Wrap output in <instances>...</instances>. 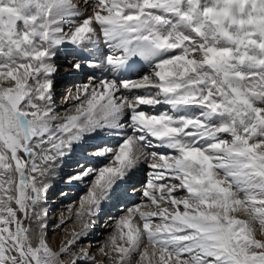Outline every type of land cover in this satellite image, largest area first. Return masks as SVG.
<instances>
[{
    "label": "snow or ice",
    "instance_id": "6c2138e0",
    "mask_svg": "<svg viewBox=\"0 0 264 264\" xmlns=\"http://www.w3.org/2000/svg\"><path fill=\"white\" fill-rule=\"evenodd\" d=\"M82 3L0 0V264H101L72 249L141 162L147 203L99 249L111 264H264V0ZM69 45V75L110 76L76 86L61 116L52 77ZM125 129L115 147L92 143ZM58 165L69 185L93 180L81 230L55 251L38 209Z\"/></svg>",
    "mask_w": 264,
    "mask_h": 264
},
{
    "label": "bare ground",
    "instance_id": "6f19581e",
    "mask_svg": "<svg viewBox=\"0 0 264 264\" xmlns=\"http://www.w3.org/2000/svg\"><path fill=\"white\" fill-rule=\"evenodd\" d=\"M73 3L80 6L81 12H85V5L82 3V0H73ZM87 12H88V14H91V9L88 8ZM71 48H72V46H70V45L67 47V49L62 48L60 50V53L57 55V57H55V60H54L56 66L58 68V72L55 73L52 77L53 83H54L53 99L55 101L56 112L61 116H63L65 114L66 109L72 108V104L68 103L66 101V97H68V95L70 93L74 94L75 87L77 85L79 86V84L87 82L90 77L100 79V78L104 77L105 75L110 76V73L106 72V70L104 68H100V67L88 68V66L85 65L84 69L80 73L76 74L75 76L67 75V77H60V76L57 77L56 75L57 74L59 75V73H60V71H62V69H64V71H68L67 65L69 62H71L73 60V57L71 55H68V53H67L71 50ZM99 48L104 53H107V51H108L107 48L105 47L104 43H103L102 38H101V41L99 43ZM63 54H66V55H63ZM93 71H94V73H92ZM60 95H63L65 97L58 99V102H57V100L55 98H57V96H60ZM107 132H108V137H109L107 140V146L115 147L117 144H119V142L121 141L122 136L124 134H130V129H125V133H118L116 131H111V130H108ZM112 142H114V144H112ZM107 162L108 161L105 158H100L99 161L97 163H95L94 167H96V168L102 167ZM143 170H145V171L143 172ZM69 171H73V169L63 168V167L58 165L56 167L55 171H53L52 174L47 178L50 181L48 183L46 202L42 201L41 207H40V209H38V211L43 210L44 208L47 209L48 208L47 207V204H48L47 199H50V200L52 199L48 195L49 192H53V191L57 190L60 186H64V188H66V189H65V191H62V192H65V193L59 194L58 195V201L56 202V205L51 206V208H53L52 211L55 208H57L55 215H57L58 209L64 208L63 214H60V216H59L60 221H58V228H59V226L61 227L65 224V223H61L62 219L64 221H66V224H67V221L69 219L75 218L74 213L76 211L80 210L81 202L84 200V198L87 197L88 190H89V188L92 184V180H93L90 177H87L83 181H77V182L69 185L65 180L66 177L64 178V176H66V173ZM150 171H151V169H149L147 167V162H141V164L139 165L138 171L136 172V177H135L134 181L132 182V185H126V188H125L126 190H124L126 195L131 194V199L128 200L129 203L127 205H125L124 207H121L120 202L116 203V208L115 209L114 208L109 209V211L106 212V214L100 219L98 225L95 226L94 232L93 233L88 232L87 237L82 239V240H86V239L93 240L94 239L93 242H96L98 240L95 244L96 246L101 244V240H100L101 238L98 239V237L102 236L103 242H104V239L105 240L107 239L109 241V238L116 231V221L121 216L125 215L129 208H133L134 206L147 203V198H144L142 196V185L147 181L148 173ZM47 179H46V181H47ZM59 180H61L60 184L58 183ZM66 190H69V191H66ZM84 190H85V192H84ZM83 192L86 196H83L84 195ZM70 193L72 194V196ZM63 197H65V198H63ZM124 198H126V197H124ZM66 202H68V203H66ZM142 210L143 211H150V210H153V208L149 205L148 207H143ZM47 211L49 212V209H47ZM96 216L97 215H95L93 217L96 218ZM76 221H78V219H76ZM89 226H90V224H89ZM35 227H36V225H35ZM65 228L68 230V232L70 231V233L67 232V235L65 237L66 239L64 240L65 242L67 241V239L71 238V236L74 232L80 231L77 229L78 227H76L75 224L73 226H70V227H68L66 225ZM105 230H110L111 233L113 232V234H110V233L107 234V231H105ZM52 240L54 241L55 251H59L61 244L58 243V239L52 238ZM79 242H78V245H79ZM92 247L93 246H90V250L95 249V248H99V247H95V246H94L95 248H92ZM85 248H89V247H85ZM95 252H94V254H95ZM101 254L102 253L100 252V254L97 255L96 257L97 258L101 257L102 256ZM101 258L104 259V256H102Z\"/></svg>",
    "mask_w": 264,
    "mask_h": 264
},
{
    "label": "rangeland",
    "instance_id": "374dc122",
    "mask_svg": "<svg viewBox=\"0 0 264 264\" xmlns=\"http://www.w3.org/2000/svg\"><path fill=\"white\" fill-rule=\"evenodd\" d=\"M65 93V92H64ZM62 97H65V96H63V95H60V96H57V98H55L56 100H57V102H58V99H61ZM85 192V191H84ZM84 192H83V194H84ZM50 195V194H49ZM83 196H86L85 194L83 195ZM56 201V194H55V196H53L52 197V200H51V203L52 202H55ZM54 205H55V203H54ZM14 207H15V205H13ZM56 209L57 208H55V211L53 210V212H52V210L50 209V211L48 212V216H49V222H50V224L47 226V230H46V238H47V241H48V243H49V246L53 249V250H55V247H54V241L52 240V238H57L58 239V243L59 244H63V243H65V237H66V235H67V232H68V230L65 228V226L67 225L68 227H70V226H73L74 224L76 225V227H78L77 229L78 230H80L81 228H82V224H81V222L78 220V221H76V217L75 218H71V219H69L68 221H67V224L65 223L63 226H59V228H58V221H60L59 220V216H60V214H63V210H64V208H62V209H58V213H57V215H55V213H56ZM61 211V212H60ZM17 215H18V217H21L22 218V216H23V214H21V213H17ZM55 215V216H54ZM76 222V223H75ZM27 224H28V221H25V225L27 226ZM35 222H33L32 223V226L33 227H35ZM257 227H258V225H257ZM55 228V229H54ZM57 228V229H56ZM67 230V231H66ZM105 231H107V234H113V232L111 233V231L110 230H105ZM68 233H70V231L68 232ZM106 233V232H105ZM257 237L258 238H261L260 237V233L258 232L257 233ZM101 238V239H100ZM98 239H100L101 240V244L100 245H98V246H96L95 244H96V242L98 241H96V242H93L92 240H88V239H86V240H81L80 242H79V245L77 244L76 245V247L75 248H73L72 249V251H78L80 248H82V247H89L90 248V246H93L92 248H95V247H99V248H95V249H92V250H90L91 251V253H92V255L93 256H95V255H99L100 254V251H99V249L100 248H102L103 246H105L106 244H107V242H108V240L106 239H104V242H103V240H102V236L101 237H98ZM60 241V242H59ZM92 242H93V244H92ZM104 244H103V243ZM81 243V244H80ZM103 244V245H102ZM102 245V246H101ZM95 246V247H94ZM96 251V252H95ZM94 252H95V254H94ZM97 253V254H96ZM102 256H103V254H101ZM101 256V257H102ZM101 257H96L98 260H100L101 261V264H111V261H109V260H107L105 257H104V259H102ZM64 259H67V257L65 256V257H63Z\"/></svg>",
    "mask_w": 264,
    "mask_h": 264
}]
</instances>
